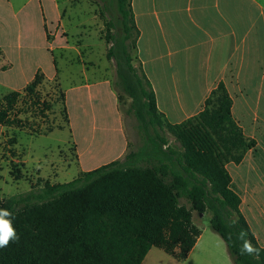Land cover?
<instances>
[{
	"label": "trees",
	"instance_id": "1",
	"mask_svg": "<svg viewBox=\"0 0 264 264\" xmlns=\"http://www.w3.org/2000/svg\"><path fill=\"white\" fill-rule=\"evenodd\" d=\"M106 2V58L115 65L118 100L129 99L127 112L136 119L145 142L138 151L70 182L46 181L0 202V209L14 212L19 236L0 248V264H142L152 248L182 262L201 235L193 214L207 212L211 230L226 243L233 264H264V247L240 210L241 199L226 168L242 162L256 142L234 120L225 85H218L197 116L170 123L137 65L140 32L131 0ZM45 81L38 72L22 93L3 97L0 125L16 123L12 114L22 94L32 107H39ZM59 98L68 124L64 93ZM43 106L51 108L46 102ZM163 133L178 146H169ZM245 241L253 252L243 251Z\"/></svg>",
	"mask_w": 264,
	"mask_h": 264
},
{
	"label": "crops",
	"instance_id": "2",
	"mask_svg": "<svg viewBox=\"0 0 264 264\" xmlns=\"http://www.w3.org/2000/svg\"><path fill=\"white\" fill-rule=\"evenodd\" d=\"M131 2L140 32L137 65L152 84L158 109L167 120L180 124L197 116L223 83L232 99L234 120L256 142L242 162H231L226 168L232 189L241 199L240 210L264 247V0ZM63 20L58 0H0V100L13 92L22 93L38 72L47 81L58 77L54 51L70 49L61 38ZM107 62L101 67L90 60L84 65L81 81L73 80L65 89L60 83L69 126L72 107L87 116L88 108L109 105L123 120L114 88L115 65ZM107 121L103 114L99 117L102 127ZM5 131L0 125V144ZM73 144L82 166L83 152L76 134ZM86 145L93 146V141L86 139ZM91 148L85 150L90 156ZM116 149L119 152L111 162L127 152L126 131ZM89 159L88 165L97 161L94 156ZM99 167L101 164L82 167L81 173ZM198 227L201 235L186 260L180 262L162 249L152 248L142 264H233L224 240L212 230Z\"/></svg>",
	"mask_w": 264,
	"mask_h": 264
},
{
	"label": "rangeland",
	"instance_id": "3",
	"mask_svg": "<svg viewBox=\"0 0 264 264\" xmlns=\"http://www.w3.org/2000/svg\"><path fill=\"white\" fill-rule=\"evenodd\" d=\"M58 1L64 14L61 38L70 49L54 51L58 77L53 81H45L41 87L43 98L40 106L32 107L22 94L12 114L16 123L5 128L0 144V202L27 193L32 188L36 189L46 181L54 184L70 182L81 175L82 167L92 168L108 164L118 154L119 150L116 148L122 143L125 131L128 137L126 154L138 151L145 142L136 119L127 112L129 99L125 96L121 103L118 100L123 122L119 120L117 111L109 105H98L99 109L88 108L87 116L79 108L72 107L70 126L69 122L66 124L63 106L59 100V94L64 93L61 84L65 89L73 80L81 81L84 65L90 60L101 64V67L108 63L105 53L109 45L104 40L107 0ZM115 83L116 77L114 88L118 92ZM44 102L50 104L51 108L45 109ZM102 114L108 120L106 127H102L99 122ZM50 128L54 131L44 134ZM74 134L81 142L79 149L83 152L82 166L78 162L73 144ZM162 136L167 138L169 146H178L170 134L163 133ZM86 139L92 140L93 146L86 145ZM86 148H91V154L97 160L89 165L87 160L90 162L89 158L92 156L88 155L89 151L85 152ZM17 170L21 173L20 177L16 174ZM181 202L190 208L186 200ZM193 221L197 226L211 230L209 212L204 215L194 213Z\"/></svg>",
	"mask_w": 264,
	"mask_h": 264
},
{
	"label": "clouds",
	"instance_id": "4",
	"mask_svg": "<svg viewBox=\"0 0 264 264\" xmlns=\"http://www.w3.org/2000/svg\"><path fill=\"white\" fill-rule=\"evenodd\" d=\"M15 215L10 209H0V248L6 247L10 242L19 239L14 227ZM243 251L251 253L254 251L250 242L243 243Z\"/></svg>",
	"mask_w": 264,
	"mask_h": 264
}]
</instances>
